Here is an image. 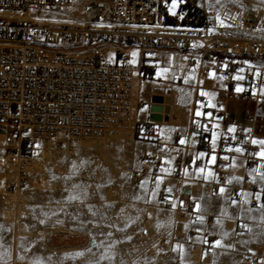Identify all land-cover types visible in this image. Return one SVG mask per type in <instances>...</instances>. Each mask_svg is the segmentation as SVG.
Here are the masks:
<instances>
[{
	"label": "built area",
	"instance_id": "1",
	"mask_svg": "<svg viewBox=\"0 0 264 264\" xmlns=\"http://www.w3.org/2000/svg\"><path fill=\"white\" fill-rule=\"evenodd\" d=\"M169 8L170 0L168 4L165 0H0V145L5 165H13L7 181L11 193L33 184L31 172L40 143L61 134L77 141L125 130L133 121L136 77L144 80L150 70L168 69L173 74V85L187 88L185 73L177 68L174 56L186 58L190 66L194 65L190 52L199 53L201 60L224 57L216 61L215 70L229 102L251 100L264 89V75L249 72L243 92L235 90L243 62L264 59V18L242 16V26L252 34L244 38L219 26L205 2L181 0L175 14ZM8 11L29 17L1 13ZM210 28L215 29L211 34L207 31ZM176 69L177 74L173 73ZM208 76L209 70L200 69L198 82L188 88L193 94L188 105L192 112L206 109V98L199 92L212 89ZM222 97L219 95L217 102ZM140 108L137 103L135 112ZM219 117L223 137L236 147L254 149L252 137H229L231 119ZM134 126L141 139H156L157 123H139L136 118ZM202 126L200 146L215 130L206 120ZM173 137L177 139L178 135ZM143 159L142 168L129 173L130 181L138 188L148 180L155 182L165 167L159 153ZM247 159L250 168L256 167L251 153ZM204 166L193 157L183 158L174 164V176L179 178L185 167L192 170ZM213 172L215 179L204 187V192L216 194L221 186H227L230 177L219 164ZM243 190L264 196V187L257 189L248 179ZM167 192L164 184L155 188L163 205ZM262 204L264 201L253 200L249 206L264 212ZM215 222V218L209 219V224ZM241 230L246 229L241 226ZM249 261L259 264L257 258Z\"/></svg>",
	"mask_w": 264,
	"mask_h": 264
},
{
	"label": "rangeland",
	"instance_id": "2",
	"mask_svg": "<svg viewBox=\"0 0 264 264\" xmlns=\"http://www.w3.org/2000/svg\"><path fill=\"white\" fill-rule=\"evenodd\" d=\"M224 3L219 9L224 30L252 37L241 18H264V2ZM147 73L142 80L147 82L142 89L144 98H140L142 120L155 97L171 96L172 118L180 120L188 111L191 92L174 86L169 71L155 68ZM185 77L193 85V77L187 73ZM124 131L77 141L61 134L40 143L31 172L33 184L17 193L7 189L13 165H5L0 145V264H179L148 227L147 196L129 178L130 171L142 168L150 142L140 138L136 126L132 136L123 135ZM108 244L113 246L109 249ZM88 248L92 251L87 252ZM77 252L85 255L75 256Z\"/></svg>",
	"mask_w": 264,
	"mask_h": 264
},
{
	"label": "crops",
	"instance_id": "3",
	"mask_svg": "<svg viewBox=\"0 0 264 264\" xmlns=\"http://www.w3.org/2000/svg\"><path fill=\"white\" fill-rule=\"evenodd\" d=\"M189 56L193 57L194 65H187L184 67L183 58L180 59L174 56L177 68L181 69L183 73L189 74L193 85L198 82V72L200 69L209 70L208 81L211 83L212 89L200 90L208 93L204 95L206 98V109L200 111L201 113H212L209 118L206 115L196 116V112H192L188 105L193 100V94L188 89L193 85H188L187 88L191 92V98L187 104V109L181 119L176 121L172 118L173 96H171L170 112L168 115L163 116L162 122L157 123L156 139L149 143L147 148V155H153L159 153L163 156L164 161L171 159V164H165L164 168L170 170V174L161 173L163 176V182L167 189L172 188V192H167L165 205L161 204L156 196H153L155 192L156 181L148 180L143 189L147 196V203L149 206V220L148 227L155 231L161 242L165 245L170 253L172 259L177 260L179 264H252L249 259L257 258L259 264H264V219L262 215L264 212H260L257 209L249 206L251 201L262 203L264 196L261 194L260 199L257 200L255 193H248L243 190L244 181L248 179L257 189L264 187V181H260L259 177H256L253 181V175L251 169L248 166V155H252L259 151V146L254 145L252 151L245 150L243 153L238 154L234 151H227L228 147L235 148L234 143L228 138L223 137L219 132L220 117L219 115L228 116L231 119V128L235 131L229 133V137L234 136H246L252 137V139H264V89L251 100H245L243 102H229L224 97V88L220 83L218 76L216 75V61L223 60L224 57H213L212 60H201L199 53L190 52ZM259 68L264 75V59L257 62H243V71L236 77V92L242 93L243 83L245 76L249 72H254ZM215 73V76L211 75ZM173 77V74L168 76ZM238 77H242L238 78ZM168 81V79H167ZM175 86V85H174ZM240 89V91H237ZM143 92V91H142ZM199 92V94H200ZM219 95H222L220 102H217ZM144 98V94H143ZM142 98V99H143ZM142 99L138 103H142ZM152 106V105H151ZM150 106V108H151ZM143 110L136 112L137 121L142 123L144 121H151V111L145 115L146 120L143 119ZM251 118L250 121L247 119ZM167 119V120H166ZM206 120L212 124L214 131L218 133L216 140V155L217 161L215 165L208 164V157L197 159V154L200 152L207 153V150L212 151L210 135L209 141L200 146L199 139L202 129V122ZM196 135H193V134ZM177 134L178 138L174 139V135ZM186 138L189 143L187 145H180L178 143L180 138ZM194 141V142H193ZM167 145L169 151L162 152L161 149ZM171 149H179V151H172ZM224 156H228L229 159H223ZM187 157H193L199 161L204 162L207 168L213 171L216 165H220L224 173H226L230 179L232 177H243V180L237 182L233 180L231 184H227L225 187L228 195L232 199L237 201H245L244 203L232 205L227 196L221 197L216 194L204 192V187L213 181L215 178H209L204 180L203 177L196 172V169H188L189 175H184V168L181 171V176L176 178L174 176V164ZM235 157L238 167H229L231 158ZM253 157L257 161V165H264V160ZM242 162V163H241ZM254 167V168H256ZM261 172H264V167L260 168ZM207 171V169H206ZM183 201V206H181ZM175 203L177 207L173 209L171 205ZM200 203L207 208L204 213L205 219L203 224H199L196 221L197 213L193 211L194 205ZM226 209L227 216L221 217V209ZM210 218H222L223 228L219 226L213 227L215 224H209ZM242 225H247L251 229V232L241 230ZM187 226V227H186ZM200 229V231H197ZM227 232L228 236L224 238V244L232 245L230 248H211L209 245L216 239L221 238V232ZM205 239L208 243H205ZM183 246V252L178 246ZM176 249V250H173Z\"/></svg>",
	"mask_w": 264,
	"mask_h": 264
},
{
	"label": "snow or ice",
	"instance_id": "4",
	"mask_svg": "<svg viewBox=\"0 0 264 264\" xmlns=\"http://www.w3.org/2000/svg\"><path fill=\"white\" fill-rule=\"evenodd\" d=\"M165 2H166V4H168L169 3V0H165ZM179 2H181V0H170V8H169V10L170 11H173V14H175L174 9L176 8V6H177V4ZM205 2L207 3L208 8L211 11L214 12V19H215L216 22H218L219 26H221V27L225 26L224 25V19L221 18L220 11H219V9H223L225 7L224 0H205ZM228 2L229 3H235V0H228ZM262 2H264V0H262ZM225 14L227 15V10H226ZM238 15H239V13H238ZM228 18H230V19H236V17H228ZM214 30H215L214 28H210L207 31L209 32V34H211L212 32H214ZM261 30L264 31V29H261ZM132 55H133V57H135L136 56V53L133 52ZM164 71L167 72L168 69H164ZM241 71H243V69ZM260 74H261V71H260L259 68H257L255 70V75L259 76ZM211 75L215 76V73H211ZM223 78L224 77H221V79H223ZM238 78H241L242 79V77H238ZM185 83H188V80L187 79L185 80ZM237 91H240V89H237ZM200 95L201 96H204V95H208V93L201 91L200 92ZM195 114H196V116L206 115L209 118L212 116V113H210V112L209 113H201L200 111H196ZM202 127L207 128V125H203ZM227 131L229 133H232V132L235 131V129L230 127V128L227 129ZM193 135H196V134L194 133ZM211 136H212V139H211L212 151H211V153L209 154V153L200 152V153L197 154V159H200V158H203V157L207 156L208 157V164L215 165V163L217 161V155H216L215 149H216V140L218 138V133L215 132V131H213L212 134H211ZM234 138L235 137H233V139ZM178 143L180 145H187L189 143V141L186 138L182 137V138L179 139ZM250 143L259 146V151L256 152V153H254L253 155L255 157L259 158L260 160H264V139H259V140L258 139H251L250 140ZM171 150L172 151H179V149H171ZM161 151L162 152L169 151L167 145H165V148L164 149H161ZM227 151H229V152L234 151V152H236L238 154H241V153H243L245 151V149L242 148V147H240V146H237L235 148L228 147L227 148ZM223 159L228 160L229 157L228 156H224ZM171 162H172L171 159H168V160L163 161L164 164H171ZM238 166H240V164H238V162H237V160H236L235 157H232L231 158V163H230L229 167L235 168V167H238ZM261 167H264V165H261V166H258L256 168L251 169V173L250 174L253 175V181L254 182H255L257 176L259 177V180L260 181H264V172H261V170H260ZM206 169H207V171H206ZM183 171H184V175L187 177L189 175L188 168L185 167ZM161 172L166 173V174H170V170L167 169V168H163V167L161 168ZM196 172L199 173L203 177L204 180H208L209 178H215V176H216V173L213 172L210 168H207V165H205L204 167H197ZM163 178H164L163 176H157L155 178L156 179V187L157 188H159L160 183L163 182ZM233 180L239 182V181L243 180V177H235L234 176L231 179H229L227 181V183L228 184H231L233 182ZM144 183H146V182H144ZM76 187H79V186L77 185ZM172 190L173 189L171 187L167 189V191L169 193H171ZM217 195H219L221 197L227 196L228 200L230 201V203L232 205H237L238 203L242 204V203L245 202V201H237L235 199H232L231 196L228 195L226 188L223 187V186H221L219 188ZM153 196H155V192H153ZM255 196H256V199L259 200L260 199V196H261V193H256ZM69 199L74 200V199H78V197L71 196V197H69ZM137 199H140V197H137ZM166 199H169V198H166ZM180 203H181V206H183V201H181ZM171 207L173 209H175L177 207V205L175 203H173L171 205ZM261 208H264V204L261 205ZM193 211L197 213V215H196V221L195 222H197L199 224H203L204 223V219H205L204 213H206L207 208L204 207V206H202L200 203H196L194 205ZM93 215H95V213H93ZM220 216L221 217L227 216L226 209H223V208L221 209ZM262 219H264V215H262ZM40 222L41 223H44L43 220H41ZM216 226H219L221 229L223 228V219L222 218H217L216 219L215 225L213 227H216ZM242 227H244L245 229H247V231L251 232V229L248 228L247 225H242ZM197 231H200V229H197ZM107 235L109 237H111L112 233L109 232V233H107ZM226 236H228V233L222 231L221 232V238L214 240L209 245V247H211V248L220 247V248H225V249L232 247V245L224 244L223 241H224V238ZM129 239H130V237H129ZM93 241H95V237H93ZM204 242L205 243H208V241L206 239H205ZM103 243L104 242L101 241V244H103ZM96 246L99 247V245H96ZM112 246H113L112 244L106 245V247L109 248V249ZM178 247L180 248L181 253H182L183 252V246L181 245V246H178ZM173 250H176V249H173ZM86 251L87 252H91L92 249L91 248H88V249H86ZM74 255L75 256H84L85 255V252H77ZM104 258H106V257H103V256L101 257V259H104ZM108 258H110V257H108Z\"/></svg>",
	"mask_w": 264,
	"mask_h": 264
},
{
	"label": "bare ground",
	"instance_id": "5",
	"mask_svg": "<svg viewBox=\"0 0 264 264\" xmlns=\"http://www.w3.org/2000/svg\"><path fill=\"white\" fill-rule=\"evenodd\" d=\"M2 14L4 15H12V16H16V17H20V18H26V17H29L27 14H24V13H14V12H1ZM184 61V67L187 65V59L186 58H183L182 62ZM156 78V77H155ZM154 78V79H155ZM146 84L147 82L146 81H142L140 79V77H136L135 78V81H134V88H133V91H134V112H133V115H132V118H133V121L131 123L128 124V126L126 127L123 135H127V136H132V134L134 133V120H136V112H135V109H136V105H137V100L140 99L142 96V89L146 87ZM156 84V82H152V85ZM158 84V83H157ZM168 84V81L165 82V85ZM163 107H165L163 105ZM173 112V111H171ZM121 132V131H120ZM119 132V133H120ZM118 134V133H117ZM122 135V133H121ZM117 136V135H116ZM120 136V135H118ZM111 137V136H110ZM113 138V137H112ZM3 142V138L0 137V144ZM87 144V143H85ZM84 144V145H85Z\"/></svg>",
	"mask_w": 264,
	"mask_h": 264
},
{
	"label": "water",
	"instance_id": "6",
	"mask_svg": "<svg viewBox=\"0 0 264 264\" xmlns=\"http://www.w3.org/2000/svg\"><path fill=\"white\" fill-rule=\"evenodd\" d=\"M163 102L166 104L165 107L161 106ZM171 98L162 99L160 97H155L153 99V105L150 108L151 116L150 120L152 122H161L163 120V115H168L170 112Z\"/></svg>",
	"mask_w": 264,
	"mask_h": 264
}]
</instances>
